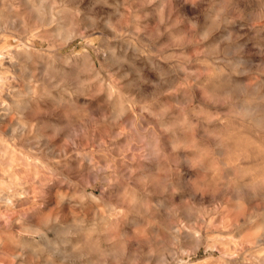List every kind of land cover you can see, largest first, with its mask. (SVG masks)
Returning <instances> with one entry per match:
<instances>
[{"label": "clouds", "instance_id": "1", "mask_svg": "<svg viewBox=\"0 0 264 264\" xmlns=\"http://www.w3.org/2000/svg\"><path fill=\"white\" fill-rule=\"evenodd\" d=\"M0 264H264V0H0Z\"/></svg>", "mask_w": 264, "mask_h": 264}]
</instances>
